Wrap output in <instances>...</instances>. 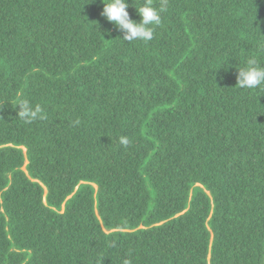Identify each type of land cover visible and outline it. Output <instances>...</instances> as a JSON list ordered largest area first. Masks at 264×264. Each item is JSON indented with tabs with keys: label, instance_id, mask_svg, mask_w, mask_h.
Masks as SVG:
<instances>
[{
	"label": "trees",
	"instance_id": "obj_1",
	"mask_svg": "<svg viewBox=\"0 0 264 264\" xmlns=\"http://www.w3.org/2000/svg\"><path fill=\"white\" fill-rule=\"evenodd\" d=\"M102 10L0 0V264H264V0H168L147 42Z\"/></svg>",
	"mask_w": 264,
	"mask_h": 264
},
{
	"label": "clouds",
	"instance_id": "obj_2",
	"mask_svg": "<svg viewBox=\"0 0 264 264\" xmlns=\"http://www.w3.org/2000/svg\"><path fill=\"white\" fill-rule=\"evenodd\" d=\"M103 10L101 15L122 33V41H151L154 37V28L161 24L162 13L167 11L168 0H160L159 7L153 6V0H141L139 7H135L140 17L139 22L132 20L127 8L130 6L126 0H101ZM237 84L241 89H256L264 93V66H260L257 59L250 57L245 67L238 68ZM18 117L28 123L43 118V109L40 105H33L28 99H21L18 104ZM121 146L127 147L131 140L127 136L118 138ZM123 264H131L125 259Z\"/></svg>",
	"mask_w": 264,
	"mask_h": 264
}]
</instances>
